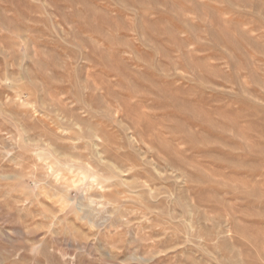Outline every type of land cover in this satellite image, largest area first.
Listing matches in <instances>:
<instances>
[{
    "label": "rangeland",
    "instance_id": "1",
    "mask_svg": "<svg viewBox=\"0 0 264 264\" xmlns=\"http://www.w3.org/2000/svg\"><path fill=\"white\" fill-rule=\"evenodd\" d=\"M0 264H264V0H0Z\"/></svg>",
    "mask_w": 264,
    "mask_h": 264
}]
</instances>
